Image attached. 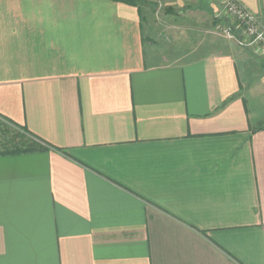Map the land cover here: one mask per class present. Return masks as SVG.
<instances>
[{"label": "crops", "instance_id": "crops-1", "mask_svg": "<svg viewBox=\"0 0 264 264\" xmlns=\"http://www.w3.org/2000/svg\"><path fill=\"white\" fill-rule=\"evenodd\" d=\"M221 2L0 0V118L41 144L0 153V264H264V54Z\"/></svg>", "mask_w": 264, "mask_h": 264}, {"label": "built area", "instance_id": "built-area-1", "mask_svg": "<svg viewBox=\"0 0 264 264\" xmlns=\"http://www.w3.org/2000/svg\"><path fill=\"white\" fill-rule=\"evenodd\" d=\"M214 19V34L264 54V19L241 1L222 0Z\"/></svg>", "mask_w": 264, "mask_h": 264}, {"label": "trees", "instance_id": "trees-1", "mask_svg": "<svg viewBox=\"0 0 264 264\" xmlns=\"http://www.w3.org/2000/svg\"><path fill=\"white\" fill-rule=\"evenodd\" d=\"M41 147L25 130L16 129L10 121L0 118V153L28 151Z\"/></svg>", "mask_w": 264, "mask_h": 264}, {"label": "rangeland", "instance_id": "rangeland-1", "mask_svg": "<svg viewBox=\"0 0 264 264\" xmlns=\"http://www.w3.org/2000/svg\"><path fill=\"white\" fill-rule=\"evenodd\" d=\"M171 5V7H175L176 4H172L171 2L169 3ZM163 3H162V7H163ZM184 7H187V3H184ZM218 6L216 5V8H214V12L218 10ZM160 28V27H159ZM248 106L251 107H256L257 108V112L256 115L257 117L255 118L256 120H258L259 124H264V105L261 104V100L260 98L255 99L254 101H252L251 99H249V103ZM256 123V124H258Z\"/></svg>", "mask_w": 264, "mask_h": 264}, {"label": "bare ground", "instance_id": "bare-ground-1", "mask_svg": "<svg viewBox=\"0 0 264 264\" xmlns=\"http://www.w3.org/2000/svg\"><path fill=\"white\" fill-rule=\"evenodd\" d=\"M214 25H215V23H214ZM239 45V44H238ZM241 46V45H240Z\"/></svg>", "mask_w": 264, "mask_h": 264}]
</instances>
